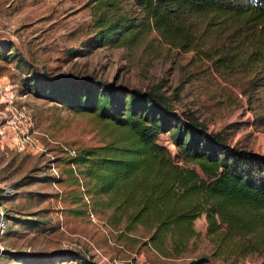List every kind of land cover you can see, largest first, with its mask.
<instances>
[{"label": "trees", "instance_id": "obj_1", "mask_svg": "<svg viewBox=\"0 0 264 264\" xmlns=\"http://www.w3.org/2000/svg\"><path fill=\"white\" fill-rule=\"evenodd\" d=\"M90 1L92 36L84 44L90 49H129L155 34L168 48L197 53L218 75L246 81L238 85L246 99V89L263 79L264 0ZM11 49L0 41V59ZM21 63L31 71L23 79L26 91L100 126L97 146H80L63 160L72 205L82 202L80 177L91 207L108 212L109 227L143 232L144 245L163 259L186 251L201 216L207 236L237 240L242 244L232 248L245 255H264V155L230 147L220 133L208 134L189 114L175 113L160 84L142 93L90 77L41 76ZM163 135L173 153L158 142ZM5 255L18 264H94L67 251Z\"/></svg>", "mask_w": 264, "mask_h": 264}, {"label": "rangeland", "instance_id": "obj_2", "mask_svg": "<svg viewBox=\"0 0 264 264\" xmlns=\"http://www.w3.org/2000/svg\"><path fill=\"white\" fill-rule=\"evenodd\" d=\"M92 10L90 0H0V41L12 46L9 55L0 59V88L10 89L14 104L28 112L43 147L42 153L31 155L0 143V188L5 192L2 199L7 216V232L0 239V264H18L9 262L5 252L76 253L69 248L86 252L88 243L109 259L126 260L135 255L147 264H264V255H245L241 248H232L242 244L237 240L220 243L215 236H207L204 216L193 222L197 236L186 251L170 259L145 246L141 231L106 239L86 214L90 211L98 223L107 225L108 212L101 214L91 207L80 177L82 202L72 205L62 147L75 151L80 146H97L100 126L89 115L75 114L26 91L23 79L31 71L21 60L50 78L90 77L142 93L160 84L175 113L189 114L208 134L220 133L230 147L264 155V74L246 89L250 91L246 99L239 90L240 77L218 75L197 53L168 48L155 34L129 49H90L84 44L92 36ZM23 92L26 94L21 95ZM158 142L174 152L167 135ZM50 162L57 169L56 179L49 170ZM72 173L76 176L75 168ZM84 258L94 263L91 257Z\"/></svg>", "mask_w": 264, "mask_h": 264}, {"label": "built area", "instance_id": "obj_3", "mask_svg": "<svg viewBox=\"0 0 264 264\" xmlns=\"http://www.w3.org/2000/svg\"><path fill=\"white\" fill-rule=\"evenodd\" d=\"M35 132L32 126V120L28 112L22 108L17 107L13 102V95L10 93V89L6 87L0 88V143L5 146L14 147L17 151L26 152L31 155H39L43 152L42 145L37 141ZM63 152L69 158L75 157V151L71 148L62 147ZM72 171L73 166H70ZM49 170L53 177L58 178V172L53 162L49 164ZM55 186V182L52 183ZM3 192L0 188V239L7 232V216L3 205ZM84 201L88 203L84 197ZM88 222L93 225H99L100 232L109 238L110 235H118L120 231L114 230L104 223H98L95 216L88 211L86 214ZM86 252L83 248L68 249L83 257H91L94 264H147L144 260H141L140 256L132 255L126 260H114L103 256L96 248L88 243ZM121 248V247H118ZM2 248L0 247V259Z\"/></svg>", "mask_w": 264, "mask_h": 264}, {"label": "crops", "instance_id": "obj_4", "mask_svg": "<svg viewBox=\"0 0 264 264\" xmlns=\"http://www.w3.org/2000/svg\"><path fill=\"white\" fill-rule=\"evenodd\" d=\"M63 264H77L75 262L63 263Z\"/></svg>", "mask_w": 264, "mask_h": 264}]
</instances>
